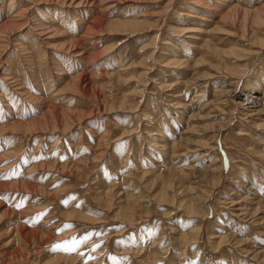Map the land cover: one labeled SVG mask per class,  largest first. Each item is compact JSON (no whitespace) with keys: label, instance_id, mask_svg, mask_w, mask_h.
Returning <instances> with one entry per match:
<instances>
[{"label":"rangeland","instance_id":"rangeland-1","mask_svg":"<svg viewBox=\"0 0 264 264\" xmlns=\"http://www.w3.org/2000/svg\"><path fill=\"white\" fill-rule=\"evenodd\" d=\"M196 1L0 0V264H264V0Z\"/></svg>","mask_w":264,"mask_h":264},{"label":"bare ground","instance_id":"bare-ground-1","mask_svg":"<svg viewBox=\"0 0 264 264\" xmlns=\"http://www.w3.org/2000/svg\"><path fill=\"white\" fill-rule=\"evenodd\" d=\"M201 1H202V0H201ZM198 2H199V0H197V1L195 2L194 6H199ZM110 46H112V44H110V45H109V47H110ZM109 47H108V48H109ZM244 104H245V103H244ZM262 104L264 105V103H262ZM242 107H243V106H242ZM244 109L248 110V108H247V107H246V108H244ZM252 112H253V111H252V110H250V112H249V113H251V114H252ZM254 112H255V113H253V114H262V112H261V109H259V108H258L256 111H254ZM251 114H250V115H251ZM253 114H252V115H253ZM250 115H249V116H250Z\"/></svg>","mask_w":264,"mask_h":264},{"label":"snow or ice","instance_id":"snow-or-ice-1","mask_svg":"<svg viewBox=\"0 0 264 264\" xmlns=\"http://www.w3.org/2000/svg\"><path fill=\"white\" fill-rule=\"evenodd\" d=\"M65 250L73 251L74 250V247L73 248H66Z\"/></svg>","mask_w":264,"mask_h":264}]
</instances>
